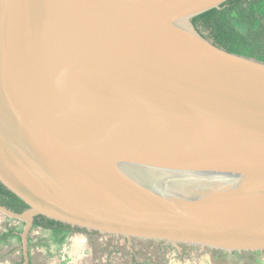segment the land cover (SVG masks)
<instances>
[{
  "label": "water",
  "instance_id": "obj_1",
  "mask_svg": "<svg viewBox=\"0 0 264 264\" xmlns=\"http://www.w3.org/2000/svg\"><path fill=\"white\" fill-rule=\"evenodd\" d=\"M226 0H0V181L34 217L264 252V61L203 36Z\"/></svg>",
  "mask_w": 264,
  "mask_h": 264
},
{
  "label": "rangeland",
  "instance_id": "obj_2",
  "mask_svg": "<svg viewBox=\"0 0 264 264\" xmlns=\"http://www.w3.org/2000/svg\"><path fill=\"white\" fill-rule=\"evenodd\" d=\"M11 227L23 230L24 222L0 213V233ZM28 237L31 264H264V252L258 256L224 253L190 244L176 247L156 239L129 241L95 231L72 230L60 243L51 229L36 226ZM0 264H24L22 239L11 237L0 243Z\"/></svg>",
  "mask_w": 264,
  "mask_h": 264
},
{
  "label": "trees",
  "instance_id": "obj_3",
  "mask_svg": "<svg viewBox=\"0 0 264 264\" xmlns=\"http://www.w3.org/2000/svg\"><path fill=\"white\" fill-rule=\"evenodd\" d=\"M197 30L215 44L234 53L264 61V0H226L219 8H212L192 17ZM0 203L15 212H23L28 205L0 181ZM52 229L55 240L62 243L73 228L43 215L34 217V226ZM21 228L11 227L0 233V243L11 237L21 240ZM216 251V250H215ZM223 252V250H217ZM224 253H226L224 251ZM235 253H239L235 251ZM258 256L260 251H243ZM23 257V256H22ZM259 263L262 260L256 259ZM31 264V262H30Z\"/></svg>",
  "mask_w": 264,
  "mask_h": 264
},
{
  "label": "flooded vegetation",
  "instance_id": "obj_4",
  "mask_svg": "<svg viewBox=\"0 0 264 264\" xmlns=\"http://www.w3.org/2000/svg\"><path fill=\"white\" fill-rule=\"evenodd\" d=\"M73 227V226H72ZM73 228H76V227H73ZM87 231H89V230H87ZM96 232V231H95Z\"/></svg>",
  "mask_w": 264,
  "mask_h": 264
},
{
  "label": "crops",
  "instance_id": "obj_5",
  "mask_svg": "<svg viewBox=\"0 0 264 264\" xmlns=\"http://www.w3.org/2000/svg\"><path fill=\"white\" fill-rule=\"evenodd\" d=\"M52 230V229H51Z\"/></svg>",
  "mask_w": 264,
  "mask_h": 264
}]
</instances>
